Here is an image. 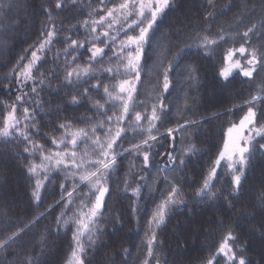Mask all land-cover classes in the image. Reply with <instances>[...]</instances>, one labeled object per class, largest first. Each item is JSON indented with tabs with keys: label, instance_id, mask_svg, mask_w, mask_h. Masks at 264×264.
Returning a JSON list of instances; mask_svg holds the SVG:
<instances>
[{
	"label": "trees",
	"instance_id": "1",
	"mask_svg": "<svg viewBox=\"0 0 264 264\" xmlns=\"http://www.w3.org/2000/svg\"><path fill=\"white\" fill-rule=\"evenodd\" d=\"M118 1L115 0L116 3ZM261 2L262 0H253L249 5L250 10H255V15H251L243 7L247 0H213L215 7L210 6L207 0H174L172 7L161 17L159 27L152 34L150 46H147L146 64L141 70V79L137 82L135 111H140L142 116H150L153 104H159V98H164L169 115L164 127L157 123L160 132H166L169 127L178 128L180 124H184L185 119L198 122L195 126H186V130L174 132V141L165 137L162 146L154 149L162 153L171 149L178 159L183 157L188 161L187 167L183 169V176L176 172L159 171L167 161L165 155L157 157L150 168L143 170L142 156H137L135 152L124 153L118 167L113 170L111 180L106 184L110 188L106 196V211L102 222L97 225L104 230L101 242L86 251V261H91V264H112L113 260L117 264H143L145 259H149L147 241L150 238V227L156 232L158 247L154 251L161 264H201L202 258L216 252L229 229L234 230V235L238 237L236 244L246 246L248 256L255 261L259 260L258 253L264 247V238L258 231L257 221L260 220L261 213L257 208L258 197L264 193V154L258 152L247 167L242 195L236 202L234 211L229 210L222 199L196 203L194 192L218 157L225 131L246 113L247 108L240 105L254 95L264 97V93L260 92L264 73L260 76L254 74L252 81L234 73L231 82L224 84L218 82L217 78V71L223 67L229 49H236L244 43L239 34L253 25L264 32L260 28L264 23ZM0 3L10 5L0 10V41L7 42L6 47H0V127L3 126L7 106L16 95L14 80L8 81L4 77L11 74L21 56L30 58L31 50L38 46L41 31L46 26L50 29L54 22L59 35L53 38L46 53H40L41 60L36 65L39 71H33L37 80L43 74L46 85L51 74L56 73L51 78L50 86L43 87L40 92L41 100L38 103L41 106L37 108V123L40 125L38 134L44 139L47 137L49 142L56 138L55 132H59L61 123L73 122L75 126L85 128L90 121L89 115L95 111L91 103L97 93L94 92L91 99L82 104L72 105L67 101L74 93L70 89L60 88L59 92L57 89L66 75L65 61L71 59L63 54L70 43L65 41V37L71 36L80 41L89 38L83 26L84 21L90 20L102 9L99 0H75V3L68 0L60 9L54 8L56 0H0ZM105 3L112 5L109 0H105ZM45 8L52 9V20L45 14ZM209 12L214 15L208 16ZM205 35L219 41L208 56L200 54L196 47L201 42L200 37ZM220 36H224L226 42L219 40ZM250 43L256 48H264V36L250 33ZM86 47L90 45L86 44ZM86 47L79 49V58L71 67L86 65ZM177 52H182V59L177 62L179 67L173 63ZM26 61L27 59L24 63ZM170 63H173V70L169 73V91L165 93L163 73ZM185 64L199 68L198 82L185 75ZM94 66L98 68L99 64ZM104 76L106 78H103V83L106 85L112 78ZM6 85L10 90H6ZM61 99L65 102L61 103ZM49 100L52 103H47ZM57 107L59 111L55 110ZM256 107L261 108L260 101L256 102ZM135 111H132L133 114ZM260 123L264 124V119ZM132 131H125L119 141L118 151L131 149L132 145L140 144L147 138L146 131ZM15 144L16 141L13 140L8 145L11 155L5 153L0 158V238H6L13 231L29 225L33 218L43 215L34 226L30 225V239L24 241L26 248L16 249L7 260L11 264L12 261L19 262L40 253L43 235L46 238V248L44 254L39 256L40 264H67L74 250L72 236L75 225H65L63 221H71L72 211L78 209L75 204L65 209L55 203L62 192L57 182L47 183L41 190L42 200L39 205L33 201V184L26 167L28 162L24 159L25 153L17 158ZM191 145L196 146L195 154L187 153ZM23 146L21 143L19 148L22 150ZM223 173L220 172L214 180L216 188L230 180ZM140 175L144 176L143 180ZM165 176L169 178V182H165ZM173 176L180 180V195L177 199H184L187 206L172 208L165 223L159 228L150 226L148 221L152 214L168 194L171 184L175 183ZM125 180L130 185L127 190ZM137 186L141 191L134 195L132 188ZM253 205L256 207H252ZM134 209H138V212ZM56 217L61 218L59 225L55 223ZM117 217L122 219L114 227L113 220ZM125 249L130 255L125 254ZM4 261L5 255L0 253V264H4ZM149 264H156V261L149 259ZM220 264H224L222 259Z\"/></svg>",
	"mask_w": 264,
	"mask_h": 264
},
{
	"label": "snow or ice",
	"instance_id": "2",
	"mask_svg": "<svg viewBox=\"0 0 264 264\" xmlns=\"http://www.w3.org/2000/svg\"><path fill=\"white\" fill-rule=\"evenodd\" d=\"M99 2L103 6L100 11H103L104 15H100L99 19L93 20L91 23L87 20L84 21L83 26L90 29L89 38L80 41L72 39L71 36L65 37V41H70V43L63 50V54L65 57H71V59L65 61L66 75L60 86H58L57 92L60 88L70 89L71 93L74 94L70 95V100L67 103L79 105L90 100L94 92L99 93V90L103 88V93L108 98L106 103L110 104L111 109H118V112L113 111V115H107L108 110L105 109V105L101 104L99 100L95 101L92 107L100 109L99 115L106 116V121H100L91 131L79 129L70 134L65 132L64 138L59 141L53 138L52 143L56 145V151L45 149L43 145L33 139V136L39 133L40 128L37 123V108L41 106V103H38L41 100L40 92L43 87L50 86L51 78L56 76V73H52L46 85L43 74L37 80L33 75V70L39 71L36 68L37 63L41 60L38 53H46L53 43V38L59 35L54 22L50 29L46 26L41 31L40 39L37 42L38 46L31 50L30 59L21 56L11 74L4 77L8 81L14 80L16 95L15 102L7 106L9 110L3 120V126L0 127V158H3L5 153L11 155V149L8 145H11L13 140L16 141L14 147L17 149L16 156L18 159L24 153L29 156H35L36 153H39V164L34 162L26 164L30 178L34 179L31 196L37 205L42 200L41 190L46 183L60 181L61 178L53 174L55 172L63 174L64 182L59 183L62 192L60 199L55 203L62 205L65 209L75 204L76 209H78V211H72L71 221L69 219L63 221L65 225L70 223L75 225L72 239L76 247L71 254L73 257L71 264H91V261H86V251L101 242L100 237L103 235L104 230L97 225L102 222L106 211V196L110 192V188L106 184L111 180L113 170L118 167L123 153L131 154L135 152L137 156H142L143 170L150 168L157 157L166 155L167 161L159 171L176 172L183 176V169L187 167L188 162L185 158L178 159L171 149L163 153L154 149L162 146L165 137L174 141V132L186 130V126L191 127L198 123L197 121L185 119L184 124H180L178 128L169 127L166 132H160L157 123L160 127H164L169 115L166 100L159 98V104H153L151 115L147 117L142 116L140 111H135L133 101L136 83L140 81L141 70L146 64L147 46H150L152 34L159 27L161 17L172 7L174 0H120L119 3H116L115 0H109V3L112 4L111 7L105 3V0H99ZM207 2L210 6L215 7L213 0H207ZM67 3L68 0H56L54 8L60 9ZM72 3H75V0H72ZM252 3L253 0H247L243 7L245 10H249L251 15H255V10L249 9V5ZM260 6L261 15L264 17V0H262ZM5 7H10V5L5 6L0 3V10H4ZM44 11L48 19L52 20V9L45 8ZM213 15V12L208 13L210 17ZM260 28L264 29V23L261 24ZM113 29H115V34L112 31ZM121 33L122 35H120ZM250 33L264 36V32L257 29L256 25L239 34V38L244 43L236 49H229L225 60L232 61L233 56L239 53L245 59V63L242 65L241 61L237 59L228 66L220 68L217 71L218 82L222 84L230 83L233 70H236L240 76L249 81L253 80L254 74L260 76L261 73H264V48H256L250 43ZM219 40H225V37L220 36ZM200 41L196 47L200 50V54L204 56L210 55L214 50L213 46L219 43L217 39H210L209 35L200 37ZM86 44L90 47H86ZM6 46V41H0V47ZM85 47L88 53L87 67L80 69L77 65L76 68H71V65L79 58V49ZM250 48L251 51H249ZM108 51L112 52L111 57L108 56ZM106 58L109 63L115 58L117 67L104 68L102 62ZM25 59H27V63H24ZM181 59L182 52H177L173 63H176V66L179 67L180 65L177 62ZM173 63H170L164 69L163 92L165 93L170 88L169 73L173 70ZM95 64H101L98 72L93 70ZM121 67L123 68L122 75L127 78L121 79L118 86H114L110 90L103 83V78H106L104 74L107 73L108 76L115 78L117 75H121ZM184 73L190 80L198 82L199 68L192 64H185ZM92 80L95 83H89ZM83 85L88 86L83 87ZM5 87L6 90H10L7 85ZM24 89L30 90L25 91ZM260 92L264 93V80L260 82ZM257 101L261 103L259 109L256 107ZM64 102L61 99V103ZM47 103H52V101L49 100ZM245 104L247 105L246 113L238 124H232L227 128V139L224 141L223 150L219 152L218 157L215 159L209 175L203 179L202 184L194 192V197L197 198L196 203L204 200L222 199L227 208L234 211L236 202L239 201L242 195L243 178L246 175L247 167L251 165L258 152L264 154V143H261V140H264V124L260 123V120L264 119V97L254 95ZM24 105H29V107H24ZM33 105L36 107H32ZM18 108H22L20 116L16 114ZM55 110L59 111V108L57 107ZM132 111H135L136 126L141 128L142 133L147 132V138L143 139L140 144L132 145L131 149L118 151V141L126 131L122 125ZM144 119L147 120L149 125L146 130L140 124ZM106 124L108 126L105 128ZM70 127L71 122L59 125L60 129ZM97 128L103 130L104 138L97 135ZM154 132L156 134H153ZM82 142H90L91 153L84 151L78 154L77 146L78 143ZM21 143L25 144L22 150L19 148ZM60 145H64V147L61 148ZM196 151V146L191 145L187 153L195 154ZM24 159L27 161L28 158L24 157ZM225 159L228 161L227 168L230 173V180L222 187L216 188L214 177L217 175L218 167ZM38 172L40 173L39 176H37ZM140 179L143 180L144 176L140 175ZM164 180L169 182L167 176L164 177ZM172 180L175 183L171 184L168 194L152 214L151 219L148 221L150 226L155 225V228H159L165 223L166 217L172 208L187 206L184 199H177L180 195V180L175 176L172 177ZM124 184L125 190H127L130 186L128 181L125 180ZM140 191L139 186L132 188L134 195H138ZM258 200L259 207L257 211L261 213V218L257 221L259 224L258 231L261 237L264 238V193L258 197ZM252 207L256 206L253 205ZM134 211L138 212V209H134ZM41 216L33 218L29 221V225L13 231L6 238H0V253L5 255L4 264H10L7 257L12 256L16 249L26 248L24 241L30 239V225L34 226ZM121 219V217L114 218L113 226L120 224ZM55 223L59 225L61 218L56 217ZM149 233L147 257L154 259L156 264H161L159 256L154 251V248L158 247L156 232L150 227ZM85 237L87 238L86 241ZM237 240L238 237L234 235V230L229 229L216 252L209 257L202 258L201 264H220L221 259L224 264H264V247L258 253L259 260L255 261L248 256L246 246L236 244ZM41 246L40 253L26 257L19 262L12 261L11 264H40L39 256L44 254V248H46V238L43 235L41 236ZM124 252L126 255H130L127 249ZM149 259H145L143 264H149ZM112 264H117V262L113 260Z\"/></svg>",
	"mask_w": 264,
	"mask_h": 264
},
{
	"label": "rangeland",
	"instance_id": "3",
	"mask_svg": "<svg viewBox=\"0 0 264 264\" xmlns=\"http://www.w3.org/2000/svg\"><path fill=\"white\" fill-rule=\"evenodd\" d=\"M120 2V0L117 2V3H119ZM109 7H111L112 5H108ZM100 15H104V12L103 11H97L92 17H91V19L90 20H88L89 21V23H91V21H93V20H97V19H99V16ZM85 30L88 32V34H90V29L89 28H85ZM98 31H100L99 29H98ZM113 31V33L115 34V29H113L112 30ZM120 35H122V33L120 34ZM38 55H40V53H38ZM228 55V54H227ZM108 56L109 57H111L112 56V52L111 51H108ZM28 59H30V58H28ZM237 59H239L240 61H241V64L243 65L244 63H245V59L243 58V57H241L240 56V54L239 53H236L234 56H233V58H232V61H224V65H223V67H226V66H228V64H230V63H232V62H234L235 60H237ZM25 63H27V61L25 62ZM85 63H86V65H79V67H80V69H83V68H85V67H87V59H86V61H85ZM102 65H103V67L104 68H108V67H112V68H116L117 67V61H116V59L115 58H113L112 59V61H111V63H109V61L106 59L104 62H102ZM77 67V65H73V67H71V68H76ZM101 67V64H99V67L98 68H96L94 65H93V70L94 71H97L98 72V70H99V68ZM68 70H70V69H68ZM34 71V70H33ZM120 72H121V75H117L115 78H112V77H110V76H108L110 79H111V81H109V83L108 84H106L108 87H109V89L111 90L114 86H118V84H119V82H120V80L121 79H124V78H127V77H124L123 75H122V73H123V68L121 67V69H120ZM234 73H238L236 70H233V73L232 74H234ZM239 74V73H238ZM104 75H107V73H105ZM90 83H95V81L94 80H92V81H90ZM105 84V83H104ZM136 86H137V83H136ZM134 95H135V93H134ZM107 97L104 95V93H103V88H101L100 90H99V93H97V95H94V98H93V101H92V103H91V106L94 104V102L95 101H97V100H99L100 101V103L101 104H104L105 105V109H107L108 111H107V115H113V111H117L118 112V109H111V107H110V104L109 103H106V101H107ZM133 101H134V96H133ZM15 102V98H14V100L13 101H11L8 105H11L12 103H14ZM241 106H244L245 108L244 109H246L247 108V105L245 104V103H243V104H241L240 105V107ZM8 108V107H7ZM95 109V111H93L92 112V114H90L89 116H90V121L87 123V125L85 126V128L84 127H77V126H75L74 125V123L73 122H71V127L70 128H68V129H59V132L57 131V132H55V133H57L56 134V136H54V137H56V139L59 141L60 139H63L64 138V134H65V132H68L69 134L70 133H74V132H76V131H78L79 129H86V130H89V131H91V129L96 125V124H98L100 121H102V120H104V121H106V119H107V117L106 116H101V115H99V112L101 111L100 109H97V108H94ZM8 110L9 109H7V112H8ZM21 111H22V108H18V111H17V116H20L21 115ZM134 112V111H133ZM133 112H131L130 113V115L128 116V118L124 121V124L122 125L126 130H128V131H132L131 129H133V131L132 132H136V131H139V130H141V128H138L137 126H136V124H135V120H134V116H135V114H133ZM6 115H7V113H6ZM5 115V116H6ZM114 119H115V117H114ZM239 123V121L238 122H236L235 124H238ZM140 124L142 125V127H143V129H147L148 127H149V125H148V122H147V120H145V121H141L140 122ZM108 125L106 124L105 125V128L107 127ZM231 126V125H230ZM229 126V127H230ZM96 131H97V135H99V136H101V138H104V135H103V130L102 129H100V128H97L96 129ZM125 134V133H124ZM245 135H247V133H245ZM123 136V135H122ZM46 138L47 137H45V139L44 138H42V136L41 135H34L33 136V139L34 140H36L39 144H41V145H43L44 146V148L45 149H48V150H52V151H56L57 150V147H56V145H54L53 143H52V140L51 141H49L48 142V140H46ZM258 138V137H257ZM227 139V130L225 131V135H224V141ZM120 141V140H119ZM119 141H118V146H119ZM224 141H223V144H224ZM223 144H222V148H221V150H223ZM23 147H25V144H24V146ZM60 147L61 148H63L64 147V145H60ZM69 148H70V146H69ZM220 150V151H221ZM84 151H88L89 153H91V145H90V142H82V143H78V146H77V152H78V154L79 153H83ZM124 154V153H123ZM25 157H27L28 159H27V162L28 163H32V162H34V163H37V164H39L40 163V159H39V153H36V155L35 156H29L27 153H25ZM78 158H79V156H78ZM227 164H228V161H227V159H225L224 161H222V163H221V165L218 167V169H217V175H216V177L220 174V172H224L223 174H224V176L225 177H227V178H230V173H229V170H228V168H227ZM164 167V163L162 164V168ZM210 172V171H209ZM40 175V173L38 172L37 173V176H39ZM53 175H55V176H58V177H60L61 179H60V181L59 182H57V184H59V183H63L64 182V180H63V174L62 173H60V172H55ZM209 175V173L207 174V176ZM206 176V177H207ZM205 177V178H206ZM216 177H214V180L216 179ZM31 182H32V184H34V179H31ZM51 183H55V182H51ZM47 184V183H46ZM85 191H86V189H85ZM54 205V204H53ZM52 205V206H53ZM74 205V204H73ZM52 206H50L49 208H52ZM71 207V206H70ZM69 207V208H70ZM73 208V207H72ZM75 247H76V245H75V242H74V249H75ZM72 260H73V257H72V255H71V257H70V260H69V262L67 263V264H71V262H72Z\"/></svg>",
	"mask_w": 264,
	"mask_h": 264
}]
</instances>
